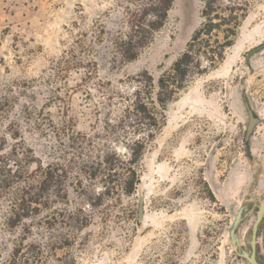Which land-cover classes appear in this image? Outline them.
<instances>
[{
  "label": "rangeland",
  "instance_id": "rangeland-1",
  "mask_svg": "<svg viewBox=\"0 0 264 264\" xmlns=\"http://www.w3.org/2000/svg\"><path fill=\"white\" fill-rule=\"evenodd\" d=\"M116 1L0 0V160L31 173L33 183L43 167L58 162L68 193L61 202L33 204L37 210L11 224L10 192L17 185L0 191V264H249L239 252L249 251L251 225L264 202V0H249L223 59L188 77L167 103L136 165L134 191L118 189L90 209L80 191L100 188L85 178L95 154L111 147L127 155L105 132L104 120L114 123L120 95L131 98L146 75L155 90L203 21L204 0H174L135 59L103 62L96 47L88 53L76 38ZM139 1L129 0V8ZM243 91L258 117L250 157L243 144ZM22 104L35 107L38 121L19 115ZM239 205L246 208L235 246L228 229ZM257 241L264 264V218Z\"/></svg>",
  "mask_w": 264,
  "mask_h": 264
},
{
  "label": "trees",
  "instance_id": "trees-1",
  "mask_svg": "<svg viewBox=\"0 0 264 264\" xmlns=\"http://www.w3.org/2000/svg\"><path fill=\"white\" fill-rule=\"evenodd\" d=\"M173 1L141 0L129 8V0H117L113 8L98 14L88 28L79 33L76 38L78 47L88 53H92L96 47L98 59L103 62L108 60L116 64L133 60L163 26ZM248 2L249 0H204L201 25L193 32L186 48L170 69L157 78L156 89L153 88L151 76L146 75L142 87H137L131 98L129 95H120L123 99L122 107L114 123L104 120L102 127L105 132L109 131L113 142L124 145L127 155L111 147L100 149L95 154L92 161L94 170L87 173L85 178H90L93 183L97 181L100 188L95 191L82 187L80 191L90 209L100 208L118 189L126 195L134 191L139 183L136 165L146 144L161 127L160 119L165 106L185 87L188 77L205 72L223 59L225 48L232 44L236 28L246 15ZM86 40L91 42L88 47L84 45ZM81 64L80 61L79 65ZM92 65H97L96 59L92 61ZM20 107L19 115L27 123L32 118L38 121L39 114L34 111L35 107L26 104ZM251 113L253 118L258 119L254 111L251 110ZM11 166L0 160V191L9 193L13 189L12 185H17L10 192L14 197L11 224L15 219L25 218L37 210L33 204L67 199V189L63 187L62 181L65 174L62 164L48 163L43 167L41 178L36 183L28 179L31 173ZM37 166L41 168L40 163ZM79 172L85 173L81 169ZM79 174L81 173L78 176ZM75 183L80 184V180ZM84 208L80 207L78 211Z\"/></svg>",
  "mask_w": 264,
  "mask_h": 264
},
{
  "label": "water",
  "instance_id": "water-1",
  "mask_svg": "<svg viewBox=\"0 0 264 264\" xmlns=\"http://www.w3.org/2000/svg\"><path fill=\"white\" fill-rule=\"evenodd\" d=\"M260 46L253 47L249 49L246 53L245 60L248 59L249 55L258 49ZM242 101L245 107V110L247 112V127L244 132L243 136V144L245 147V153L248 157L251 156V149H250V137L253 132V128L255 124L257 123L258 119L253 118V115L251 113V109L248 105L247 99L244 95V91L242 92ZM144 198L143 193L140 191L138 195L137 200V212H136V218L137 220L141 221L143 219V209H144ZM246 208V205H239L236 209L233 219L231 220L229 229H228V235L231 243H233L235 246H238L239 241L237 238V235L235 233V230L238 226V224L241 222L242 217L244 215V210ZM264 215V202L259 204L257 207L255 218L252 222L251 229H250V238L248 241L249 244V251L241 250L239 254L248 261L249 264H262L256 259V235L257 230L259 229V224L262 220V217Z\"/></svg>",
  "mask_w": 264,
  "mask_h": 264
},
{
  "label": "flooded vegetation",
  "instance_id": "flooded-vegetation-1",
  "mask_svg": "<svg viewBox=\"0 0 264 264\" xmlns=\"http://www.w3.org/2000/svg\"><path fill=\"white\" fill-rule=\"evenodd\" d=\"M263 218L264 217H262V220H263ZM262 220H261V222H262ZM260 222V223H261ZM260 225V224H259ZM257 232H258V230H257ZM257 243H258V241H257V235H256V247H257ZM256 259L260 262V263H262L260 260H259V257H258V252H256Z\"/></svg>",
  "mask_w": 264,
  "mask_h": 264
}]
</instances>
